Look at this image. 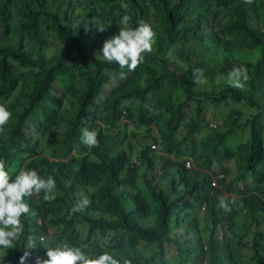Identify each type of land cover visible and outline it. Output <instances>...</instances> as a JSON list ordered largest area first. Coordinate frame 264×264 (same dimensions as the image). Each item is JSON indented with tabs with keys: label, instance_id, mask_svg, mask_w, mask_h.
Listing matches in <instances>:
<instances>
[{
	"label": "trees",
	"instance_id": "trees-1",
	"mask_svg": "<svg viewBox=\"0 0 264 264\" xmlns=\"http://www.w3.org/2000/svg\"><path fill=\"white\" fill-rule=\"evenodd\" d=\"M124 15L131 17L129 27L143 21L156 33L152 52L134 71L95 55L102 38L118 34ZM74 21H79L74 28L67 25ZM249 52L257 54L254 61ZM235 66L247 70L251 86H229L226 78ZM194 69L209 75L200 94L206 100L228 105L232 98L258 110L250 119L226 114L223 121L248 126L246 142L236 148L230 144L233 128L194 136L204 124L202 100L192 90L195 77L189 75ZM259 76L264 79V0H0V104L12 113L0 131V159L8 172L22 166L56 180V198L42 208L26 198L30 214L22 217L23 234L12 248H0V264H13L25 251L30 260L43 254L50 247V227L65 244L90 256L109 252L120 264L125 259L205 264L200 258L208 264H245L246 253L251 264H264V130L259 127L264 106L256 99L264 86L255 91ZM68 92L78 97V117L66 138L78 144L79 155L71 159L67 151L56 153L52 137V122L59 123L57 109ZM190 99L197 107L185 112ZM78 124L98 131L97 146L83 145ZM128 133L139 137L137 153L125 142ZM149 136L162 152L158 143L160 153L151 148ZM251 187L257 193L248 194ZM82 196L89 204L73 213ZM221 197L228 211L220 207ZM246 217L250 222L242 235L239 226ZM76 223L87 226L86 237ZM176 229L201 238L199 258L187 256L198 247L186 249ZM29 237L36 249L26 248Z\"/></svg>",
	"mask_w": 264,
	"mask_h": 264
},
{
	"label": "clouds",
	"instance_id": "clouds-1",
	"mask_svg": "<svg viewBox=\"0 0 264 264\" xmlns=\"http://www.w3.org/2000/svg\"><path fill=\"white\" fill-rule=\"evenodd\" d=\"M250 2V0H245ZM131 17L124 15L120 19L121 28L117 35L111 38H102L98 49L102 47L100 55L108 63H116L121 69L127 67L129 71H134L144 60V56L152 52L156 33L150 24L141 21L136 27H129ZM111 25L100 27L103 32ZM96 48V49H97ZM121 73V77H124ZM194 83H203V70L194 69ZM247 71L241 66H235L228 73L226 81L230 87L242 89L244 81L247 80ZM12 118V113L8 108L0 104V131ZM224 121V120H223ZM96 131V130H95ZM87 128L81 130V142L88 148L97 146V133ZM98 132V131H97ZM135 162L139 163L137 160ZM56 180L49 176L42 178L35 169H22L13 178L6 170V161L0 159V248L9 249L24 231L22 217L30 214L29 205L26 198H31L34 194L44 193L45 201H52L56 198ZM89 200L86 196L75 202L72 212H82ZM220 207L225 211L229 210L228 203L224 197L220 198ZM43 241L44 238L41 237ZM26 248L36 249L35 238L29 237ZM30 251H25L21 257L15 258L13 264H120L109 252H102L97 256H90L81 247H71L68 244L62 246L48 247L43 254L30 260ZM123 264H131L125 259Z\"/></svg>",
	"mask_w": 264,
	"mask_h": 264
},
{
	"label": "rangeland",
	"instance_id": "rangeland-1",
	"mask_svg": "<svg viewBox=\"0 0 264 264\" xmlns=\"http://www.w3.org/2000/svg\"><path fill=\"white\" fill-rule=\"evenodd\" d=\"M78 14H79V11H77L75 14H73L74 19L78 16ZM78 22L79 21H74L72 23L67 22V25L74 28L75 26H77ZM148 22H150V21H148ZM96 28H97V24L94 25L92 33L95 32ZM94 36H95V34H94ZM7 43L9 44V41H7ZM85 49L87 50L86 55H89V52H88L89 42L85 46ZM48 55H49V50H48ZM95 55L97 57L103 59L100 56V55H102V51H100L98 48L95 50ZM246 55L249 57V59H251L254 55H257V54L256 53L252 54V52H249V53H246ZM252 61H254V60H252ZM174 71H175V66L172 68V72H174ZM205 72L206 71H203V77H201V79H203L204 82L206 80H208V77H209V75L206 74ZM177 73L179 74V76H184V74H182V73H179V72H177ZM189 75L191 77L193 76V74H189ZM247 77H248L247 80L243 82L245 84L244 88L251 86V84L249 82L246 83L249 80L248 75H247ZM113 82H114V80H113ZM203 83H196L192 86V90L197 93V98L202 100V110H203V120H204V124H199L200 125L199 131L196 134H194V136L201 138L203 136H208V135L213 134L214 131L217 129L233 128V135L230 138V144L234 148H236L240 144L246 142L250 137V131H249L248 126H246V127H231V126L223 123V120L225 119L226 114H230L231 116H236V117L243 118V119H250L253 117V115L258 110L255 107H252L250 105H246L244 103H235V102H233L234 100L232 98H229L228 105H224L223 103L218 104V103H214V102H211L209 100H206L204 96L200 95L201 91L203 89V87H202ZM61 85L62 84H60V86ZM263 86H264V79L261 76H259L257 87H256L255 91L258 88L263 87ZM111 88H112V85H108L106 88V91L109 93L111 91ZM97 97H98V100L100 102H104L106 100L101 96L100 91L97 92ZM256 99H259V102L262 103L264 106V91H260V92L256 93ZM77 103H78L77 95H74L72 92H68L66 94L63 106L57 109V116H58L59 123L52 122V124H53L52 137L54 138V141L56 143V153L59 155V154H61L62 151H67V152H69V159H71L74 155H79V152L77 151V149L79 147L78 144L73 143L70 140V136H68V138H66L67 134L69 132V129L72 126L73 120L78 117ZM48 105L51 108L56 107L50 102L48 103ZM187 105H188V107L185 108V112H188L189 110L194 111L197 107V104L192 99L187 101ZM124 115H126V112H124ZM78 122L83 123V118H79ZM259 124H260L259 127L264 130V119L263 118L260 119ZM121 128H124V127L121 126ZM82 129H84V127H82L81 124L80 125L78 124L76 126V131L80 134V137L82 134L81 133ZM181 130L186 131L185 125L181 126ZM155 131L157 132L158 128H155ZM95 132L97 133V138H98V136H99L98 132L97 131H95ZM49 135H51V134L46 135L43 139L46 141L49 138ZM138 139H139L138 136H133L131 133H128L127 138L125 140L126 144H132V145L136 146V153L141 149L140 142ZM146 141L151 145L154 143H158V141H155L153 139V137H151V136L147 137ZM159 150H160V152H162L160 144H159ZM160 152H158L156 150V153H160ZM134 160H138L136 156H134ZM158 162L160 164L161 160H159ZM229 165L232 168L233 174H235L236 169H235L234 164L229 163ZM21 168H22V166L15 167L12 171L9 172L10 176H12L14 178L19 173ZM47 178L48 177H46L45 179H47ZM247 180H248V178H247ZM172 181H173V179H172ZM248 182L251 183L252 181H247V183ZM171 184L172 183L170 180L168 182V184L166 185L167 194L171 193V187H170ZM255 187H251L250 190L248 191V194L257 193ZM32 200H33V204L37 208H42L44 204L51 202V201H45L43 199V196H41L40 194L39 195L34 194L32 196ZM32 213H33V215H35L34 208L32 209ZM192 218H193V215L187 216V221L189 223H192V221H193ZM49 219H50V217L47 218V221H49ZM248 222H250V217H246V221L239 226V232L242 235L245 233L246 226H247ZM75 227L82 233L83 237L87 236V233H88L87 226H85L84 224H81V223H76ZM175 236H178L181 239V241L183 242V245L186 249H190L191 247H198V250L195 252H191V250H188L187 256H189L191 258H199L201 256V252L199 251V249L201 247L202 240L198 235L189 236V235L185 234L182 229H176L175 230ZM201 236H202L203 241L205 243L206 237L204 235H201ZM48 237H49L50 247L62 246L63 244H65V238L61 235L60 232H56L55 229L52 227L49 228ZM173 254H174V250L171 249L169 257L172 256ZM243 259L245 261V264H251L248 253L245 254ZM200 260H203L205 264H208L206 258H204V259L200 258Z\"/></svg>",
	"mask_w": 264,
	"mask_h": 264
},
{
	"label": "built area",
	"instance_id": "built-area-1",
	"mask_svg": "<svg viewBox=\"0 0 264 264\" xmlns=\"http://www.w3.org/2000/svg\"><path fill=\"white\" fill-rule=\"evenodd\" d=\"M152 148H153V150H157V149H158V145H157V144H153V145H152ZM186 166H187V167H190V166H191V162L188 161V162L186 163ZM213 185H214V186L216 185V182H215V181L213 182Z\"/></svg>",
	"mask_w": 264,
	"mask_h": 264
}]
</instances>
